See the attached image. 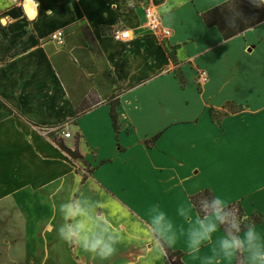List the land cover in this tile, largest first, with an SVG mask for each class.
<instances>
[{
	"label": "crops",
	"instance_id": "1",
	"mask_svg": "<svg viewBox=\"0 0 264 264\" xmlns=\"http://www.w3.org/2000/svg\"><path fill=\"white\" fill-rule=\"evenodd\" d=\"M230 1L0 0V202L22 219L14 264H170L158 239L184 264H228L218 222L191 246L201 220L191 197L205 190L262 215L264 234V22L223 40L202 15ZM146 8L167 39L147 29ZM57 31L63 44L50 40ZM66 53L74 80L56 66ZM85 75L91 100L77 90ZM79 184L91 199L73 195ZM77 205L85 215H67ZM81 222V236L101 242L95 252L59 235Z\"/></svg>",
	"mask_w": 264,
	"mask_h": 264
},
{
	"label": "clouds",
	"instance_id": "2",
	"mask_svg": "<svg viewBox=\"0 0 264 264\" xmlns=\"http://www.w3.org/2000/svg\"><path fill=\"white\" fill-rule=\"evenodd\" d=\"M204 200L202 203H206ZM212 205L216 209L212 217H206L198 221L199 229L192 233L191 246L196 247L202 241L209 240L211 234L217 231L218 223L227 225L228 231L219 241L220 251L223 258L232 264L234 259L243 258L244 264H264V234L257 230L254 221L247 216H240L230 209L226 200L214 197ZM227 208V211H225ZM73 213L85 215L84 209L76 206L75 211H69L67 215ZM218 222V223H217ZM82 222L73 227H60L59 235L65 241L79 244L84 241V249L95 252L100 240L90 242L88 236H81ZM243 229V230H242ZM170 247H174V241H168ZM112 251L111 247L105 244L100 252L101 256H107Z\"/></svg>",
	"mask_w": 264,
	"mask_h": 264
},
{
	"label": "trees",
	"instance_id": "3",
	"mask_svg": "<svg viewBox=\"0 0 264 264\" xmlns=\"http://www.w3.org/2000/svg\"><path fill=\"white\" fill-rule=\"evenodd\" d=\"M206 27H215L219 30L223 40L227 41L235 36H238L248 29H251L264 22V4L261 0H231L228 3L217 6L207 13L202 15ZM110 105V118L112 121L113 129L115 132L118 130V119L116 114L117 102L109 101ZM232 112V111H231ZM210 114L216 122H219L220 113H215L213 110ZM158 139V136L147 142L150 147ZM59 148L73 161L82 160V156L77 150L71 151L66 148L61 140H56ZM88 175L91 170H88ZM87 175H85V178ZM204 197L207 201L203 205L197 204V199ZM213 195L209 190H205L196 196L191 197V203L198 213V216L203 220L209 213L215 212L216 209L212 205ZM230 209L238 213L240 216H247L250 220L254 221L256 226L262 222L263 216L251 215L248 216L244 213L241 204L235 202L228 205ZM227 211V208H225ZM221 230L226 233L228 231L227 225H220ZM243 230V229H242ZM161 249L164 251L170 264H184L182 261L183 254L179 251H172L161 239H158ZM235 264H243V258L235 260Z\"/></svg>",
	"mask_w": 264,
	"mask_h": 264
},
{
	"label": "rangeland",
	"instance_id": "4",
	"mask_svg": "<svg viewBox=\"0 0 264 264\" xmlns=\"http://www.w3.org/2000/svg\"><path fill=\"white\" fill-rule=\"evenodd\" d=\"M65 55L66 57H64V59L56 61V66L60 71L67 72V75L71 76L74 80L75 77H77L76 62L72 57L69 56V54L66 53ZM85 71H90V67L89 69H85ZM85 79V82L83 79L82 81H79L78 77L77 80L78 82L83 83L84 89L78 88L77 90L80 91V93L83 92V94L87 95L91 100V96H93V93L89 91L90 86L89 84H87V81L89 80L87 75H85ZM77 97H79L78 94ZM229 111H233V108H229ZM53 140L56 143V140L60 139L57 136H54ZM85 181L87 180H81V183ZM80 186L81 185L79 184L78 189L74 190L73 195H79L81 192L82 195L87 196L89 199H91L92 193L88 190L89 185L85 186L83 190L80 189ZM94 199L96 200L97 198ZM204 200V197H199L197 199V204L203 205L204 203L202 202ZM12 207L13 206L11 200L0 202V264H14L15 259L13 258L19 255L18 252L14 251L13 249L15 243L14 241L17 240V232L14 231V229L17 228L18 224L22 222V219L14 214V210L12 209Z\"/></svg>",
	"mask_w": 264,
	"mask_h": 264
},
{
	"label": "built area",
	"instance_id": "5",
	"mask_svg": "<svg viewBox=\"0 0 264 264\" xmlns=\"http://www.w3.org/2000/svg\"><path fill=\"white\" fill-rule=\"evenodd\" d=\"M22 0H13L14 3H20ZM144 17L146 20V27L147 29L155 34L160 39H167L171 35V31L165 28L159 19V16L155 11H153L151 8H146L144 11ZM112 37L117 40H127L129 39V32L126 30H115L112 33ZM64 34L62 31H57L50 36V40L57 43V44H63ZM199 79L202 82H205L207 79L206 72L202 71L199 73ZM59 138L60 139H69L71 138L70 133H66L64 131H59Z\"/></svg>",
	"mask_w": 264,
	"mask_h": 264
}]
</instances>
